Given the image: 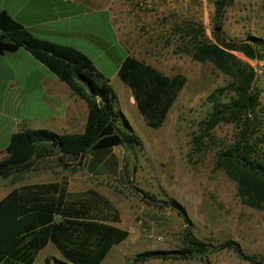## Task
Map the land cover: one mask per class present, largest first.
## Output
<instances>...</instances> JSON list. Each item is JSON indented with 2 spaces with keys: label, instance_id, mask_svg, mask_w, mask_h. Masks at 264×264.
<instances>
[{
  "label": "rangeland",
  "instance_id": "obj_1",
  "mask_svg": "<svg viewBox=\"0 0 264 264\" xmlns=\"http://www.w3.org/2000/svg\"><path fill=\"white\" fill-rule=\"evenodd\" d=\"M218 1L103 0L104 8L114 15L117 34L105 28L116 46L110 55L94 51L93 61L110 80L119 108L142 140V148L127 151L117 147L99 155L90 153L81 163L66 158L70 169L58 158L37 162L28 172L0 180V201L16 187L43 183H59L72 196L91 191L101 194L118 210L119 227L129 233L103 264H131L139 253L176 251L190 241L217 246L234 240L246 254L264 257V211L244 206L237 185L215 167L217 151L234 139V127L219 126L204 141L202 152L194 144L199 124L211 111L208 96L232 80L211 63L197 62L182 50L197 42L218 43L213 36ZM222 27V37L228 42L240 43L248 37L264 39V0H233L224 10ZM235 55L256 71L258 110L264 121V62ZM127 56L166 76L187 79L160 129L146 125L131 90L116 75L118 63ZM173 203L186 211L191 226L185 224ZM52 256H59L53 246L42 251L35 264H43ZM209 259L212 264H249L233 252L211 253ZM146 264L203 262L196 258Z\"/></svg>",
  "mask_w": 264,
  "mask_h": 264
},
{
  "label": "trees",
  "instance_id": "obj_2",
  "mask_svg": "<svg viewBox=\"0 0 264 264\" xmlns=\"http://www.w3.org/2000/svg\"><path fill=\"white\" fill-rule=\"evenodd\" d=\"M232 1L215 4L213 36L217 44L197 42L182 50L197 62L211 63L232 80L208 96L211 111L199 124L194 144L202 152L204 141L219 126L234 127V139L217 151L215 167L237 185L244 206L264 211V121L258 110L257 74L254 67L235 55L264 62V39L248 37L240 43L223 39V14ZM0 30V55L25 49L89 105L83 134L26 130L13 135L6 157L0 160V180L28 172L37 162L47 159L58 158L70 169L66 158L81 163L90 153L99 155L117 147L127 151L142 148V140L119 108L110 80L98 71L91 58L75 48L37 38L6 12L0 13ZM117 75L131 90L146 125L154 130L163 127L187 83L182 75L166 76L131 56L124 58ZM124 162L127 169V159ZM173 207L191 226L186 211L176 203ZM120 224L116 207L97 192L72 196L59 183L16 187L0 201V264H35L38 255L50 245L59 256L46 257L43 264H103L114 247L129 237ZM216 252H233L249 264H264V257L246 254L234 240L217 246L190 241L176 251H146L137 254L131 264L196 258L203 264H212L209 255Z\"/></svg>",
  "mask_w": 264,
  "mask_h": 264
},
{
  "label": "crops",
  "instance_id": "obj_3",
  "mask_svg": "<svg viewBox=\"0 0 264 264\" xmlns=\"http://www.w3.org/2000/svg\"><path fill=\"white\" fill-rule=\"evenodd\" d=\"M2 12L37 38L75 48L92 61L94 51L110 55L116 46L105 28L117 34L114 15L103 0H0ZM88 115L87 101L31 53L21 48L0 55V160L13 135L26 130L83 134Z\"/></svg>",
  "mask_w": 264,
  "mask_h": 264
},
{
  "label": "built area",
  "instance_id": "obj_4",
  "mask_svg": "<svg viewBox=\"0 0 264 264\" xmlns=\"http://www.w3.org/2000/svg\"><path fill=\"white\" fill-rule=\"evenodd\" d=\"M160 240H162V238H160Z\"/></svg>",
  "mask_w": 264,
  "mask_h": 264
}]
</instances>
